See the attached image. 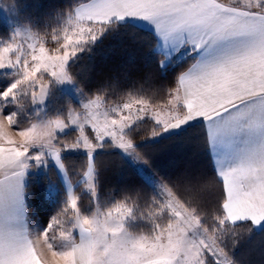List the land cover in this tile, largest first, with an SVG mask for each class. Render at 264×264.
Returning a JSON list of instances; mask_svg holds the SVG:
<instances>
[{"label":"snow or ice","instance_id":"1","mask_svg":"<svg viewBox=\"0 0 264 264\" xmlns=\"http://www.w3.org/2000/svg\"><path fill=\"white\" fill-rule=\"evenodd\" d=\"M0 74V264H251L257 234L264 255V0H76L0 38ZM190 126L206 164L172 157L155 191L98 198V149L151 167ZM49 158L89 197L69 190L41 228L44 182L25 177Z\"/></svg>","mask_w":264,"mask_h":264},{"label":"trees","instance_id":"2","mask_svg":"<svg viewBox=\"0 0 264 264\" xmlns=\"http://www.w3.org/2000/svg\"><path fill=\"white\" fill-rule=\"evenodd\" d=\"M3 2H9V0H2ZM76 0H12L13 6L15 7L16 15L19 20L30 24L34 28L43 30L45 27H51L56 24L57 20L61 16L66 14V10L72 8ZM123 27V24L121 25ZM8 34V29L6 24L0 19V38L6 37ZM86 55V54H85ZM83 62H78L75 67L77 70L81 69ZM111 63H103L97 61V72L96 76L98 79L102 80L104 74L111 71ZM178 70V69H177ZM94 86V85H93ZM130 85L128 83L122 84L123 88H128ZM189 135V144L187 146H182V143H176L170 145L165 153L161 155L156 161L153 162L152 166H146L147 169L153 175V168L156 169L159 176H166L172 170L166 166L167 161L175 157V159L183 163L184 159L191 157L196 163L206 164L207 161L195 149V141L202 135L198 128L189 127L187 130ZM165 137H161L158 141H153V143L163 142ZM210 151V150H209ZM96 158L102 162L106 167L102 168L99 173L100 176V187L98 190L99 197H106L107 195L113 197V200L120 196V186L124 184H143L146 190L154 191L142 173L127 159L124 155L120 154L118 150L113 151H98ZM86 157L83 153H64V160H71L73 162L72 167L74 168L76 164H79ZM72 182V178L76 176V172L66 173ZM32 175V174H31ZM29 175L25 185L28 187L32 185L34 179ZM154 176V175H153ZM43 179L44 186V198L47 201L42 204L41 207L44 210L43 220L47 224V215L54 211L57 204L60 203L61 196H64L58 177L52 166L48 167L47 173L38 176ZM158 179V176H155ZM49 186L47 188V182ZM51 187L52 189L49 190ZM78 187V186H77ZM115 188L114 191H109ZM48 196V198H47ZM82 198V195H81ZM63 201V200H62ZM82 202V201H81ZM83 203V202H82ZM134 227H139L142 229L143 225L138 221L133 224ZM262 238L257 234L249 239L244 236L239 241V252L249 260L251 264H264V255L261 254L260 245Z\"/></svg>","mask_w":264,"mask_h":264},{"label":"rangeland","instance_id":"3","mask_svg":"<svg viewBox=\"0 0 264 264\" xmlns=\"http://www.w3.org/2000/svg\"><path fill=\"white\" fill-rule=\"evenodd\" d=\"M0 19L6 24L7 26V29H8V34L7 36L11 33V32H14L16 31L17 29H20V30H24L25 26L27 23L25 22H22L21 20H19L17 18V15H16V11H15V7L13 6L12 3L10 2H3L2 0H0ZM57 23L60 22V19H58L56 21ZM6 36V37H7ZM9 82L8 78L5 77L4 75L0 74V91L3 90L4 87L7 86V83ZM98 151H101V149H98L96 151V153ZM119 151V150H118ZM83 153L85 155H87V153L83 150H76V151H69V152H66V153ZM127 159H129V161L138 169V171L140 173H142V176L145 177V179L147 180V182L149 183V185L151 186V188L155 191L156 188H157V183H158V179L153 176L151 174V172L147 169L146 165L143 164V162H140V161H137L135 159H133L131 156L129 155H124ZM49 166H52L55 173H56V176L58 177V181L60 182V185H61V188H62V191H63V194L64 196H61L62 199H60V203L57 204L56 207H58L64 200V197L65 195L67 194V192L69 190H73V191H77L79 192L80 196L82 195V198H81V201L84 202L88 197H89V192L86 188H83L82 187V181L80 180H77L76 182H72L69 177L67 176L66 172L62 169L59 168V166L56 164L54 158H49L47 164H42L40 166H38L37 168H32V169H29L28 170V174H32L31 176L33 177L32 179L34 178H37L38 176H40L41 174H44L45 172L47 173V170H48V167ZM57 168L59 169V171L62 173L61 177L62 178H59L60 174L57 172ZM64 182H66V185L62 182V180ZM35 180V179H34ZM49 182H47V188L49 186ZM78 186V187H77ZM51 190L52 188L49 187ZM48 198V196H47ZM98 198L101 200V201H107V200H113V197L107 195L106 197H99L98 195ZM55 210V208H54ZM51 215V213L49 215H47V218ZM138 221H136L137 223ZM132 225L135 223V220H133L132 222ZM43 226H46V223L44 222V220H42V224H41V228Z\"/></svg>","mask_w":264,"mask_h":264},{"label":"crops","instance_id":"4","mask_svg":"<svg viewBox=\"0 0 264 264\" xmlns=\"http://www.w3.org/2000/svg\"><path fill=\"white\" fill-rule=\"evenodd\" d=\"M210 151H211V149H210ZM226 162H231V161H226ZM57 172L60 174L59 178H62V177H61L62 173L59 171L58 168H57ZM29 175H31V173L28 174V175L25 177V183H26V181H27ZM61 180H62V179H61ZM62 182L66 185V182H64L63 180H62Z\"/></svg>","mask_w":264,"mask_h":264}]
</instances>
